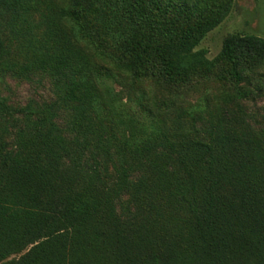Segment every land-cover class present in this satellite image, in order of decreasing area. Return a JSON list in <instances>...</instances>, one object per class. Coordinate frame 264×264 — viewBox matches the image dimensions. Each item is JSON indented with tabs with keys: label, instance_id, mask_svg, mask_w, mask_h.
<instances>
[{
	"label": "trees",
	"instance_id": "trees-1",
	"mask_svg": "<svg viewBox=\"0 0 264 264\" xmlns=\"http://www.w3.org/2000/svg\"><path fill=\"white\" fill-rule=\"evenodd\" d=\"M232 6L0 0V85H51L25 105L0 97V264H99L101 239L130 264H264V114L254 127L245 110L264 82L244 71L264 60V38L227 35L212 60L195 51ZM206 81L214 107L170 124L166 101L137 93Z\"/></svg>",
	"mask_w": 264,
	"mask_h": 264
},
{
	"label": "rangeland",
	"instance_id": "rangeland-1",
	"mask_svg": "<svg viewBox=\"0 0 264 264\" xmlns=\"http://www.w3.org/2000/svg\"><path fill=\"white\" fill-rule=\"evenodd\" d=\"M230 34H242V35H255L264 38V0H233V6L230 12L226 15L224 20L210 31L206 37L199 43L195 48V51L204 50L206 57L212 60L217 57L221 52L223 46V40L227 35ZM248 74L250 80H252V88L263 84L264 82V60L253 64L252 66L244 69ZM120 85H116V90H122ZM143 92L150 94L152 98L163 100L170 106L169 114L167 117L168 124L174 119V114L177 111H188L195 105L206 106L210 102L211 106L214 107V97L219 93V86L214 82H201L191 85L185 89H173L166 86L163 83H149L138 89V94L141 95ZM6 96L10 102L25 105L31 98L35 99H49L51 97V85L47 80L40 81H24L17 80L16 78L8 77L6 79V85H0V97ZM127 96V92L122 93V97ZM245 110L248 114L253 115L259 120L258 123L255 121L252 123L253 126H258L261 123V116L264 114V92L255 97L254 100L247 101L245 104ZM258 130V127L256 128ZM158 168L150 170L151 175H155ZM137 173H135L136 175ZM174 203L171 202V210L174 209ZM119 210V208H117ZM176 211V210H175ZM174 212V210H173ZM177 212V219H184L186 217V208H179ZM102 222L97 223L101 224ZM176 229L178 227L176 226ZM159 232V231H158ZM170 234H174L175 227L168 230ZM155 233V232H154ZM158 234V233H157ZM160 234V233H159ZM157 235V237L159 236ZM156 236V233L154 234ZM128 237L136 240L134 235L128 234ZM138 237V236H137ZM104 239L96 245L95 249L89 254L90 257L94 258L99 264H130L128 261L120 260V256H116L112 248L105 247ZM165 247L169 248L167 244ZM30 249L27 247L21 254L13 255L11 258H19L22 254L26 253ZM135 251H139V247ZM138 253V252H135ZM167 254V252H165ZM162 259L165 256L161 255ZM180 256V255H179ZM181 257L176 260L168 261L166 258L161 264H176ZM152 262L148 258H141L135 260L134 264H151Z\"/></svg>",
	"mask_w": 264,
	"mask_h": 264
}]
</instances>
